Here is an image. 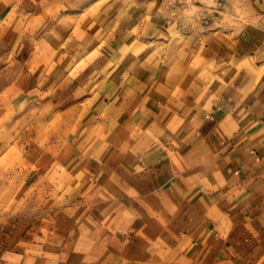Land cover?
<instances>
[{
	"label": "crops",
	"instance_id": "0c3cea01",
	"mask_svg": "<svg viewBox=\"0 0 264 264\" xmlns=\"http://www.w3.org/2000/svg\"><path fill=\"white\" fill-rule=\"evenodd\" d=\"M166 1L154 0L153 9V0H37L39 7L29 5L28 0H11L10 11L26 18L29 33L22 42L28 48V61L49 55L63 63V68L75 62L70 70V66L59 68L48 75L63 78L59 84L63 102L58 103L63 119L60 174L66 178V189L71 190L65 201L81 202L84 206L76 210L75 218L92 222L91 227H77L87 231L94 226L110 229L127 224L134 229L133 235L140 234L129 247L135 252L136 245L142 244L144 258L151 264H225V247L235 256L234 241L245 235L258 236L252 215L241 212L240 207L225 212L221 207L224 201L206 199L196 174L133 185L109 159L111 139L120 126L133 139L155 137L161 130L158 118L165 112L169 113L166 122L175 123L170 118L172 112L179 118L186 109L207 104L213 108L214 119L202 131L217 117L226 127L231 122L228 112L223 107L216 111L213 100L221 87L239 89L232 93V106L245 93L244 105L257 109L264 105V59L259 50L234 58L226 78L224 70L208 62L203 51L185 46V32L168 31ZM154 10H163L161 17H154ZM7 11L3 9V13ZM38 44L44 45L43 51H37ZM68 179L77 185L69 188ZM104 188L106 196L99 193ZM224 195L228 200L239 198L237 192L226 188ZM185 206L197 213L195 234L172 227L181 215L175 209ZM85 207L92 209L88 215ZM141 209L149 213L147 220ZM29 242L25 252L31 257L30 264L41 260L63 264L60 258L40 259L41 253H47L40 249L51 252L52 244L42 247L39 241ZM22 255L19 250L0 252V264H21L18 258ZM71 260L69 257L68 264Z\"/></svg>",
	"mask_w": 264,
	"mask_h": 264
},
{
	"label": "clouds",
	"instance_id": "9594fccd",
	"mask_svg": "<svg viewBox=\"0 0 264 264\" xmlns=\"http://www.w3.org/2000/svg\"><path fill=\"white\" fill-rule=\"evenodd\" d=\"M28 3L40 6L37 0ZM68 6H72L70 2ZM151 7L155 9L154 0ZM165 7L168 11L164 15L171 24L168 31L185 32V46L203 51L208 62L224 70L226 78L232 60L242 59V53L250 56L259 50L260 58L264 59V0H168ZM162 12L154 10L152 15L161 17ZM233 91L239 93L238 88L221 87L213 97L217 102L215 110L223 107L228 112L231 122L226 127L217 117L215 123L202 131L214 119L213 108L207 104L198 103L180 113L179 118L172 112L170 118L175 123L166 122L169 113L165 112L158 118L161 130L155 137L133 139L120 126L112 136L109 159L133 185L161 177L180 178L182 173L198 175L200 191L206 194V199L224 201L221 207L229 213L240 207L241 212L252 215L258 230L256 237L245 235L234 241L237 255L233 256L226 247L223 249L225 264H264V105L258 109L244 105L245 93L232 106ZM225 188L237 192L239 198L233 196L228 200ZM7 199L5 196L0 211V252L6 248L21 251L24 253L18 258L21 264L31 261L25 252L27 246H23L21 234L25 232L34 241H41L42 247L55 245L63 264H68L69 257L71 264H151L144 258L146 249L142 244L136 245L135 252L129 247L140 234L133 235L134 229L127 224L110 229L94 226L87 231L78 228L75 211L84 206L79 201L61 203L56 193L48 191L46 195L25 200L22 207L10 209ZM153 206L162 211L157 204ZM85 211L90 209L85 207ZM175 211L181 215L172 227L195 234L197 213L186 210V206ZM141 213L147 220L149 213L143 209ZM170 215L165 213L166 217ZM213 246L218 245L214 242ZM40 264H44L43 260Z\"/></svg>",
	"mask_w": 264,
	"mask_h": 264
},
{
	"label": "rangeland",
	"instance_id": "374dc122",
	"mask_svg": "<svg viewBox=\"0 0 264 264\" xmlns=\"http://www.w3.org/2000/svg\"><path fill=\"white\" fill-rule=\"evenodd\" d=\"M11 7V0H0V211L5 196L11 209L22 207L25 200L46 195L48 191L56 193L63 203L71 191L66 189V178L60 174L63 172V119L58 103L63 102L59 86L63 78L48 74L69 66L70 70L75 62L63 68V63L51 60L53 57L49 55L28 61V48L22 42L29 33L24 24L26 18L14 15ZM3 9L8 11L3 13ZM36 46L38 52L44 50V45ZM68 183L73 188L78 182L68 179ZM99 193L108 194L107 188ZM88 209L87 215L92 210ZM79 224L91 227L92 222L84 220ZM21 236L23 246L33 240L27 232ZM51 247V252L40 249L47 251L41 253L40 259L60 258L55 245Z\"/></svg>",
	"mask_w": 264,
	"mask_h": 264
}]
</instances>
